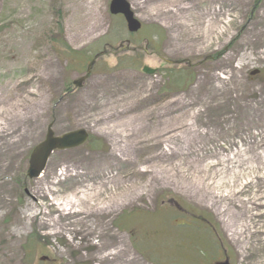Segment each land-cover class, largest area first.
<instances>
[{
	"label": "rangeland",
	"instance_id": "obj_1",
	"mask_svg": "<svg viewBox=\"0 0 264 264\" xmlns=\"http://www.w3.org/2000/svg\"><path fill=\"white\" fill-rule=\"evenodd\" d=\"M111 1L0 0V264H118L101 259L117 249L119 264H264V215L239 207L264 192V161L245 163L261 179L239 180L247 187L225 215L201 182L219 155L259 142L264 152V0H127L143 24L135 35ZM49 128L90 138L30 178ZM85 180L102 185V203L115 194L97 230L52 205ZM232 216L252 231L245 243L223 223Z\"/></svg>",
	"mask_w": 264,
	"mask_h": 264
},
{
	"label": "bare ground",
	"instance_id": "obj_2",
	"mask_svg": "<svg viewBox=\"0 0 264 264\" xmlns=\"http://www.w3.org/2000/svg\"><path fill=\"white\" fill-rule=\"evenodd\" d=\"M169 136L172 137L171 132H168ZM202 134V133H200ZM120 138L122 140L128 141L130 138V134H124L120 133ZM205 136V134H204ZM157 143V142H156ZM158 145H161V142L158 141ZM260 146L259 143H254L249 148H239L238 151H233L232 154L228 155H219V160L217 162L211 163L208 166L204 167L203 174L204 177L201 179L202 184H207L209 191L207 192V195L211 197V199L219 200L216 205V211L220 215H225L229 212V209L236 206L235 203L237 200H239V196L244 193L245 188L247 187V184H240L238 188L239 180L243 178H247L251 175H255V178L261 179L260 173L256 167L253 165H247L245 163L253 161V159H258L261 161H264V152L259 153L257 151V148ZM123 148L121 147V142L116 143V150L115 153L118 152L119 154H116L120 159H124V156L122 154ZM256 151L257 153H255ZM254 154L255 156H251L250 154ZM163 154L161 151L160 154H154L150 159L154 160L155 158H160ZM249 155V156H248ZM143 174L149 173V170L142 171ZM63 176H66L62 173ZM76 177H82L80 175H76ZM117 176H114L112 178V182H116ZM68 178V175L66 176ZM92 181L85 180L84 184L78 189V190H71L70 194L66 196L65 198H62L58 200L57 202L53 203L59 212V218H68L73 222V224L78 226H84L85 228L89 229H95L100 228L99 222H97V218L102 217L106 212L109 211V207L114 206L115 201V194H113L111 197L107 198L106 201L102 203L101 196L103 193V190H101L102 185L101 184H94V186L91 184ZM253 183V181H252ZM46 188H44V191ZM46 192V191H45ZM39 198L34 199L35 203L38 202ZM241 208H249L248 215L250 218L253 217H260L264 215V192H261L257 190L250 199L248 200H239ZM44 205V204H43ZM210 207H213L214 205L212 203L209 204ZM45 206V205H44ZM215 207V206H214ZM248 207V208H247ZM245 209V211H247ZM34 207L29 205L28 211L31 213V218H35L36 214L34 213ZM107 210V211H106ZM106 211V212H105ZM26 212V213H27ZM105 212V213H104ZM45 218H43V224L48 226H54L55 220L49 216L44 215ZM70 222V223H71ZM224 225L231 233V237L233 239H237V236L241 237V241L245 243V241L248 239L244 235L247 232H252L249 225L246 223H240L237 219L232 216L231 218H228L223 220ZM232 230H230V229ZM22 230V225L18 224L15 225V231L19 232ZM261 233H264V230L261 231ZM239 240V238H238ZM239 240V241H240ZM90 248H93V254L94 256H100L101 253L105 252L107 250V247H109V244H106V242H103L99 245H90ZM96 256V257H97ZM122 256L121 250H116L111 253H104L101 257L103 262H107V260H112L115 263H120L123 260H126L125 258L123 260H120ZM99 258V257H98ZM100 259V258H99ZM117 259V260H116ZM128 260H126L127 262ZM132 259L130 260V262Z\"/></svg>",
	"mask_w": 264,
	"mask_h": 264
},
{
	"label": "water",
	"instance_id": "obj_3",
	"mask_svg": "<svg viewBox=\"0 0 264 264\" xmlns=\"http://www.w3.org/2000/svg\"><path fill=\"white\" fill-rule=\"evenodd\" d=\"M110 13L114 16L121 15L125 19L127 30L129 33H138L142 28V23L135 17L131 4L127 0H112L110 3ZM97 58H95L88 67V73ZM146 74H154L155 70L148 67L143 68ZM87 77L75 81L74 85L80 87ZM89 139V135L85 130H77L66 133L62 136H55L51 128L48 129L45 140L37 145L29 159L28 176L37 178L44 171L51 154L56 151L68 150L82 146Z\"/></svg>",
	"mask_w": 264,
	"mask_h": 264
},
{
	"label": "flooded vegetation",
	"instance_id": "obj_4",
	"mask_svg": "<svg viewBox=\"0 0 264 264\" xmlns=\"http://www.w3.org/2000/svg\"><path fill=\"white\" fill-rule=\"evenodd\" d=\"M74 91L73 88H68L67 89V93L70 94ZM46 262H49V264H55L54 262H52V259L49 257V258H46ZM51 262V263H50Z\"/></svg>",
	"mask_w": 264,
	"mask_h": 264
},
{
	"label": "trees",
	"instance_id": "obj_5",
	"mask_svg": "<svg viewBox=\"0 0 264 264\" xmlns=\"http://www.w3.org/2000/svg\"><path fill=\"white\" fill-rule=\"evenodd\" d=\"M64 46H66V47H67V45H66V44H65ZM70 52H71V51H70ZM71 53H72V52H71ZM72 54H74V55H75V54H77V53H72ZM186 78H187V77H186ZM186 78H185V74H184V75H180V79H178V78H177V82L180 84V83H181V81H182V80H185Z\"/></svg>",
	"mask_w": 264,
	"mask_h": 264
}]
</instances>
